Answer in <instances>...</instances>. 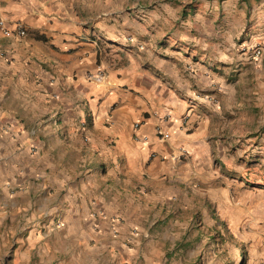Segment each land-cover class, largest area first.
Segmentation results:
<instances>
[{
    "label": "crops",
    "instance_id": "0c3cea01",
    "mask_svg": "<svg viewBox=\"0 0 264 264\" xmlns=\"http://www.w3.org/2000/svg\"><path fill=\"white\" fill-rule=\"evenodd\" d=\"M259 3L0 0L8 27L21 24L27 31L8 38L0 30L2 245L10 244L16 222L33 236L43 228L53 230L61 220L69 237L91 231L103 244L67 251L72 264H99L119 219L120 239L139 230L132 247L113 241L116 257L133 261L137 245L150 244L157 223L161 234L154 255L181 235L171 226L186 229L187 220L209 219L213 203L224 196L233 218L241 212L245 219L258 204L260 222L253 225V235L264 239V178L252 185L244 174L243 195L253 192L258 199L242 211L231 200L232 186L222 193L213 186L220 159L231 170L249 162L264 170V130L259 132L264 129V0ZM159 25L167 30L160 33ZM245 46H261L262 56L254 57ZM100 67L109 85L87 79ZM167 109L173 113L170 121L162 119ZM189 109V126L179 128ZM159 123L173 130L172 139L156 136ZM136 133L147 143L136 140ZM256 139L259 146L251 148ZM237 141L243 142L235 149ZM255 152L258 159H251ZM84 156L95 165L92 156L110 158L111 174L101 170L98 182L80 178L82 191L70 187L59 197L56 188L63 182L57 171L69 180V167ZM34 175L41 178L43 195L28 201ZM28 221L33 222L28 226ZM147 252L144 256L154 261Z\"/></svg>",
    "mask_w": 264,
    "mask_h": 264
},
{
    "label": "rangeland",
    "instance_id": "374dc122",
    "mask_svg": "<svg viewBox=\"0 0 264 264\" xmlns=\"http://www.w3.org/2000/svg\"><path fill=\"white\" fill-rule=\"evenodd\" d=\"M259 1L260 0H250V4H261ZM155 29L160 31V33L167 30L163 25H159V27ZM173 29L177 30V28ZM153 32L154 27H150V40L152 39ZM159 46L165 47L166 45L158 44V47ZM245 85L246 89H248V84L246 83ZM239 95H243V93L241 92ZM253 100V97H251L250 101ZM255 112H257V114L260 113L258 110H253L252 114ZM83 129H86V124L81 125V131ZM252 129L256 130L255 127H252ZM263 130L264 129L261 128L259 132ZM242 142L243 141H237L236 143H238V145L235 149L241 147L240 145H242ZM251 143H253L252 145L255 144L251 148L259 146L257 144V139L254 141L252 140ZM108 146L111 145L109 144ZM254 155V157L250 158L258 159V156H256L258 152H255ZM92 157L96 159L94 161L97 162V166L95 163L87 161L86 156L79 157V164L75 167H69V180L64 178L65 173L57 171L59 179L63 182L60 184V187L56 188L59 197H65L70 187L74 189V192H77V186H79V190L82 191L79 182L80 178L85 180L87 178L94 179L98 182L101 178V170L106 171L108 175L111 174L110 170H112L114 162H112L110 158L105 159L99 156ZM219 162L218 177L217 181L213 183V186L219 189L221 193L232 186L234 188L233 191L236 192L233 194L234 199L231 198V200L239 206L236 207L239 211H242L243 206L250 205V203L252 204L253 202L255 203L258 199L257 194L250 192L248 197H246V195L244 196L243 193L247 191L246 187H240L239 183H242L241 180L244 179V174L248 173L251 183L254 181L252 185H256L259 178H264V170L261 168L262 171L259 172L255 162H249L245 164V166L242 165L244 169L241 168L239 171L231 170L228 165L222 163L221 159ZM36 176L39 175L30 177L31 182L35 183V187L31 191V195L28 196V201L31 199L30 197L34 200V198H39L43 195L42 188L38 185L41 178ZM233 178L239 179L238 182L234 183L232 181ZM74 183H76V185H74ZM107 191L113 194L115 189L109 187ZM244 197H246L245 200ZM226 203H228L227 197L224 196L223 200L219 199L218 203H213L209 219L203 218L197 219V221L187 220L186 229H178L176 225L171 226L172 232H181V235L176 239L168 240L167 246L161 248L160 254L154 255L151 252L152 249L157 247L156 241L161 234V228L158 227V223L150 231V244L137 245L139 255H137L133 261H120L116 257V253H114L116 243L113 241H122L124 245L132 247V238L138 236L139 230H134L133 234H131V236L129 234L125 240L120 239L119 231L117 233H111L112 235L108 237L111 248L108 250L106 249L104 254H100L101 259L99 260V264H264V239L253 235V225L256 221L260 222L257 213L258 204H254V208H252V211L256 212H252L244 219L241 212L236 218H233V209H228ZM229 211L230 213H228ZM178 216H180V213ZM166 221H168V219ZM32 222L28 221V226L32 224ZM61 222V220H55L54 226L56 228L50 231L47 230L48 228H43L33 236L28 229L27 231L19 229L18 223H14L12 226H14V228L16 227V230L13 229L10 233V244L2 245V237H0V264H72L70 259L71 255L67 251L73 250L75 247L98 246L101 248L103 246V244L100 243L101 239L96 238L95 234L91 231L84 237H69L68 230L64 226L61 227ZM149 249L150 253L147 252ZM146 252L148 253L147 256L151 259L153 258L154 261H149V259L144 256ZM26 253L27 255H25ZM104 258L107 261L105 263L103 261Z\"/></svg>",
    "mask_w": 264,
    "mask_h": 264
},
{
    "label": "built area",
    "instance_id": "2783aa9c",
    "mask_svg": "<svg viewBox=\"0 0 264 264\" xmlns=\"http://www.w3.org/2000/svg\"><path fill=\"white\" fill-rule=\"evenodd\" d=\"M0 30L2 31L4 37H24L27 34L26 29L24 28L23 25L18 24L16 29H11L10 27H8V21L5 17L4 12L2 11L1 5H0ZM244 51H251L254 55V57L259 58L262 56L263 54V48L261 46H245L243 48ZM108 76L106 73V69L104 67H100L98 68L94 73L89 74L87 79L91 82H94L96 84H106L109 85L108 80H107ZM197 99H202L203 101H213V103L217 102V99L214 97H211L210 95H202V94H197L195 96ZM196 99V100H197ZM192 117V112L190 111V109L188 111H186V113L181 117L180 119V126L179 128H186L187 126H189L190 124V118ZM173 118V113L171 110L167 109L166 113L163 116V120L164 121H170ZM140 122L137 123L135 125L136 130L140 128ZM172 132L173 130L163 126L161 123L157 124L156 126V136L161 140V141H168L170 139H172ZM135 139L138 141L143 142L144 144L147 143V137L143 136L139 133H136L135 135ZM182 151L185 154H189V152L185 149L182 148ZM119 220V219H118ZM118 220L113 222V230L114 233H117V227H116V223L118 222Z\"/></svg>",
    "mask_w": 264,
    "mask_h": 264
},
{
    "label": "trees",
    "instance_id": "16d2710c",
    "mask_svg": "<svg viewBox=\"0 0 264 264\" xmlns=\"http://www.w3.org/2000/svg\"><path fill=\"white\" fill-rule=\"evenodd\" d=\"M243 255H244V253H243Z\"/></svg>",
    "mask_w": 264,
    "mask_h": 264
}]
</instances>
